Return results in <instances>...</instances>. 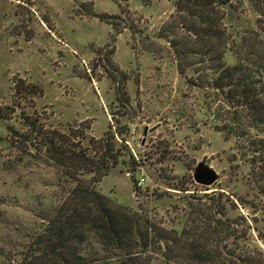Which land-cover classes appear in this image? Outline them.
I'll use <instances>...</instances> for the list:
<instances>
[{"label":"rangeland","instance_id":"rangeland-1","mask_svg":"<svg viewBox=\"0 0 264 264\" xmlns=\"http://www.w3.org/2000/svg\"><path fill=\"white\" fill-rule=\"evenodd\" d=\"M86 10L118 16L115 27ZM229 10L234 27L254 25L249 0H230ZM178 23L173 0H0V264L19 261L38 229L40 200L56 194L61 174L46 159L14 157L7 140L16 139L12 129L26 130L25 120L87 139L120 128L125 145L97 182L100 193L179 228L191 214L204 220L206 194L222 192L230 200L226 215L245 218L235 228L249 225L248 240L234 241L264 252V196L240 161L248 154L216 130L205 109V100L218 106V97L190 82L192 67L176 69L168 40L180 36ZM225 60L234 62L229 53ZM198 164L216 175L212 183L194 180Z\"/></svg>","mask_w":264,"mask_h":264},{"label":"trees","instance_id":"trees-1","mask_svg":"<svg viewBox=\"0 0 264 264\" xmlns=\"http://www.w3.org/2000/svg\"><path fill=\"white\" fill-rule=\"evenodd\" d=\"M120 1L113 0L118 5ZM249 2L254 25L242 29L230 20V0H173L180 36L168 43L178 73L192 67L195 76L190 82L204 83L211 91L208 96L218 97V106L208 98L205 109L215 120L216 130L226 140L234 138L236 147L248 154L240 161L249 164L256 193L264 196V138L257 134L264 133V0ZM86 11L116 24L113 18L118 16ZM158 35L164 37L162 31ZM227 53L233 56V63L225 60ZM115 97L119 105H127L124 92L117 90ZM25 125L24 131L12 129L14 142L7 140L14 157L19 161L46 159L61 174L56 194L40 200L38 229L30 235L16 264H264L261 249L234 241L248 240L249 225L235 228L245 218L226 215L230 200L222 192L206 194L204 218L198 216L204 220L191 214L179 228L163 227L145 213L116 204L100 193L97 182L115 166L125 145L120 128L110 126L103 136L87 139L74 130H40L36 120H25ZM75 137L78 142L74 143ZM238 200L246 202L243 197ZM151 253L157 255L156 261Z\"/></svg>","mask_w":264,"mask_h":264},{"label":"water","instance_id":"water-1","mask_svg":"<svg viewBox=\"0 0 264 264\" xmlns=\"http://www.w3.org/2000/svg\"><path fill=\"white\" fill-rule=\"evenodd\" d=\"M216 175L208 168L198 164L194 170L193 178L196 182L210 184L215 180Z\"/></svg>","mask_w":264,"mask_h":264}]
</instances>
